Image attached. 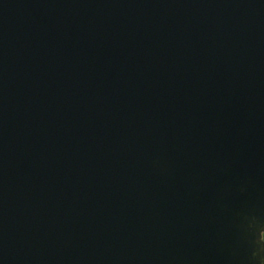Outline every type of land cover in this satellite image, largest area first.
<instances>
[{
    "label": "water",
    "instance_id": "95a60500",
    "mask_svg": "<svg viewBox=\"0 0 264 264\" xmlns=\"http://www.w3.org/2000/svg\"><path fill=\"white\" fill-rule=\"evenodd\" d=\"M0 264H264V0H0Z\"/></svg>",
    "mask_w": 264,
    "mask_h": 264
}]
</instances>
